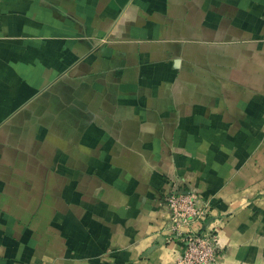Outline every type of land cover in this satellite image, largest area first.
Wrapping results in <instances>:
<instances>
[{"label":"crops","instance_id":"1","mask_svg":"<svg viewBox=\"0 0 264 264\" xmlns=\"http://www.w3.org/2000/svg\"><path fill=\"white\" fill-rule=\"evenodd\" d=\"M264 264V0H0V264Z\"/></svg>","mask_w":264,"mask_h":264},{"label":"built area","instance_id":"2","mask_svg":"<svg viewBox=\"0 0 264 264\" xmlns=\"http://www.w3.org/2000/svg\"><path fill=\"white\" fill-rule=\"evenodd\" d=\"M164 201L170 231L166 241L180 244L177 264H216L220 254L217 235L206 223L210 204H199V196L181 185L169 191Z\"/></svg>","mask_w":264,"mask_h":264}]
</instances>
